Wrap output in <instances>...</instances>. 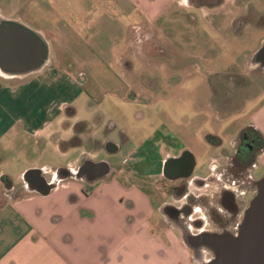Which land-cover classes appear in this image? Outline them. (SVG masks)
<instances>
[{
    "label": "crops",
    "instance_id": "crops-1",
    "mask_svg": "<svg viewBox=\"0 0 264 264\" xmlns=\"http://www.w3.org/2000/svg\"><path fill=\"white\" fill-rule=\"evenodd\" d=\"M177 1L199 5L207 15L220 11L213 0H0V19L20 22L48 45L47 61L37 70L15 75L0 71V161L13 151L18 158L34 152L30 145L36 150L50 145L62 155L75 153L74 160L68 167L27 169L22 179L27 171L34 169L31 173L40 171L45 177V168L58 167L68 168L72 177L71 169L76 170L81 157L94 151L96 97L115 94L114 106H125V116L134 103L115 83L118 75L112 64L126 76L133 59L147 60L145 51L156 35L168 30L162 22L176 17ZM162 43L169 45L170 39ZM248 66L257 68L250 57ZM120 98L124 103L117 102ZM247 126L264 138V98L237 124L229 141ZM177 130L175 136L180 134ZM73 138L77 143L64 147ZM221 141L224 148V138ZM222 152L217 149L211 160L229 151ZM258 158L264 163V149ZM112 171L88 187L81 180L61 181L52 172L56 186L47 194L25 185L16 199L7 197L0 203V264H132L134 257L139 264H196L184 245L180 256L175 253L179 244L170 231H152V204L141 194V202L129 199L135 187L116 178L122 170L108 179ZM132 238L150 240L154 252H128ZM103 241L108 248L101 247ZM97 246L103 251L97 252Z\"/></svg>",
    "mask_w": 264,
    "mask_h": 264
},
{
    "label": "rangeland",
    "instance_id": "rangeland-1",
    "mask_svg": "<svg viewBox=\"0 0 264 264\" xmlns=\"http://www.w3.org/2000/svg\"><path fill=\"white\" fill-rule=\"evenodd\" d=\"M213 2L221 6L220 11L207 15L199 5L184 6L177 1L176 17L172 22H162V18L161 22L167 23L168 30L156 35L151 48L145 51L147 60H130L126 76L120 75L112 64L118 75L115 83L124 88L128 101L134 99L133 105H128L127 116L124 114L125 106H114L115 94L111 92H106L104 96L100 94L93 103L98 122L92 134L98 140L99 148L104 137L117 144L125 139L126 145L110 156L108 162L113 171L108 179L122 170L120 177L116 178L125 184V176L134 174V178L126 182L130 188L135 187L127 194L129 199L141 202L140 194L145 195L148 201H153V207L161 201L162 198L141 179L155 181L159 177L161 157L155 148L162 143V137L170 138L173 145L190 148L197 162L192 178H207L212 171L210 160L217 154V148L209 142L216 137L224 138V148L230 153L229 135L264 98V71L248 66L249 57L264 41V0ZM168 39L169 45L162 43ZM124 101L120 98L117 102ZM139 114L142 117L136 118ZM176 128L180 137L174 134ZM88 131L92 130L89 128ZM74 141L77 143V140ZM66 146L67 143L64 144ZM259 147L260 144L249 171L253 180L264 176V163L258 158L264 146ZM29 148L34 152L19 155L18 158L13 151L0 161V174H9L16 185L22 184L21 176L27 169L43 168L45 165L68 167L75 158V153L62 155L50 145L40 150L31 145ZM124 157H127L126 161L121 162ZM44 172L47 180L54 174L51 169ZM65 179L74 180L72 177ZM2 192L0 188V195ZM5 199L0 197V203ZM248 200L249 196H243L242 205L245 206ZM155 229L160 234L170 231L163 223L154 224L152 231ZM177 242L179 246L176 245L178 251L175 253L180 256L183 252L180 245L183 244L179 239ZM101 243V247L108 248L105 241ZM127 243L128 252H154L150 240L132 238ZM94 248L97 252L103 251L98 246ZM185 248L182 247L183 250ZM133 259L132 264H139L137 257Z\"/></svg>",
    "mask_w": 264,
    "mask_h": 264
},
{
    "label": "flooded vegetation",
    "instance_id": "flooded-vegetation-1",
    "mask_svg": "<svg viewBox=\"0 0 264 264\" xmlns=\"http://www.w3.org/2000/svg\"><path fill=\"white\" fill-rule=\"evenodd\" d=\"M242 130L230 142L232 146L230 153L228 152L225 157L219 156L215 160H210L212 171L204 179L192 178L197 163L192 150L185 145L181 147L178 144L173 145L170 138L162 137V143H158L155 148L161 157L159 177L155 181L141 179L142 183L147 182L149 188L162 198L158 205L153 207V214L156 216L152 215L149 218L150 222L156 225L163 223L172 231V236L179 239L188 252H192L196 264L199 259L213 258L214 251L204 245L189 248L184 241L202 233L237 235L244 210L254 195L256 180L251 178L249 171L259 138L250 131L241 134ZM110 141L113 142L104 137L99 148L98 140L95 138L92 141L93 154L83 155L75 169L80 168L85 159L93 162L110 161V156L126 145L125 139H122L119 144L113 142L114 144L107 147L106 144ZM209 143L217 149H222V154L226 151L221 146L222 141L219 137ZM116 144L119 147L114 151ZM126 159L127 157L121 162H125ZM98 167V164H94L90 170L92 175L99 173ZM133 176L134 174L127 176L126 182L134 178ZM100 179L96 178L93 182ZM80 180L90 184L86 176ZM83 191L87 194L85 189ZM243 196L245 198L249 196L245 206L242 205Z\"/></svg>",
    "mask_w": 264,
    "mask_h": 264
},
{
    "label": "water",
    "instance_id": "water-1",
    "mask_svg": "<svg viewBox=\"0 0 264 264\" xmlns=\"http://www.w3.org/2000/svg\"><path fill=\"white\" fill-rule=\"evenodd\" d=\"M48 58V45L36 31L16 20L0 19V71L7 75L25 74L43 66ZM250 60L264 70V41L251 54ZM114 144L110 141L108 145ZM118 150V145L114 151ZM98 164L99 173L91 168ZM72 177L80 180L86 176L89 182L111 173L108 161L93 162L85 159L80 168L71 169ZM36 189L47 194L57 177L47 181L40 171L28 175ZM191 247L208 246L213 252L209 260L199 259L197 264H264V176L255 182L254 195L244 210L240 231L237 235L202 233L184 241Z\"/></svg>",
    "mask_w": 264,
    "mask_h": 264
},
{
    "label": "trees",
    "instance_id": "trees-1",
    "mask_svg": "<svg viewBox=\"0 0 264 264\" xmlns=\"http://www.w3.org/2000/svg\"><path fill=\"white\" fill-rule=\"evenodd\" d=\"M252 132L254 133L258 138L259 141L257 143L256 149L260 144L259 148H262L264 146V138L259 134V132H257L253 126H247L246 128H244L241 132L245 133V132ZM76 140V139H75ZM74 138L71 139L70 141L67 142V145H73L74 144ZM251 165H254V162L252 160ZM48 170V168H45ZM34 171H27L24 173L23 175V182L21 185H16L12 182V180L10 179V177H8L7 175H1L0 176V184H1V188L3 190L2 194L0 195V197H4V198H11V199H16L18 197L19 191L22 187H24L25 185H27L29 188L31 189H35V186L29 181L28 179V175ZM56 172V173H55ZM53 173L57 174L56 176H58V179L62 180L65 178L70 177V171L68 168L66 167H58L56 169L53 170ZM56 184L52 183L51 188L55 187ZM3 202V201H2Z\"/></svg>",
    "mask_w": 264,
    "mask_h": 264
}]
</instances>
